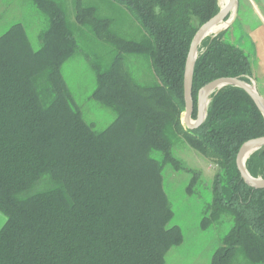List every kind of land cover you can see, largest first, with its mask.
<instances>
[{"label":"trees","instance_id":"trees-1","mask_svg":"<svg viewBox=\"0 0 264 264\" xmlns=\"http://www.w3.org/2000/svg\"><path fill=\"white\" fill-rule=\"evenodd\" d=\"M118 1L146 35L138 43L118 41V49L147 56L157 83L133 81L120 53L109 69L97 70L93 98L116 114L102 132L83 120L63 79L62 65L77 45L56 3L33 0L49 17L39 51L21 24L0 37V211L6 217L0 264H165L183 236L170 226L163 167L184 169L171 154L182 139L217 162L211 216L234 221L212 264H232L239 251L253 264L264 263V189L246 184L236 165L242 145L264 137L263 113L244 90L227 86L211 96L198 129L182 123L188 52L199 28L220 12L219 0ZM93 14L80 9L78 21L88 24ZM225 33L208 37L199 50L193 118L207 84L251 82L249 57L225 41ZM246 169L264 180V147ZM43 180L50 186L32 193ZM208 224L205 218L202 228Z\"/></svg>","mask_w":264,"mask_h":264},{"label":"rangeland","instance_id":"rangeland-1","mask_svg":"<svg viewBox=\"0 0 264 264\" xmlns=\"http://www.w3.org/2000/svg\"><path fill=\"white\" fill-rule=\"evenodd\" d=\"M49 1L56 3L63 11L65 22L77 45L76 52L62 65L66 87L83 120L92 125L95 131L102 132L115 121L116 114L112 108L93 98L98 87L97 70H107L114 64L121 54L118 41L142 42L146 38L145 32L118 0ZM238 1L236 20L221 33L226 32L225 41L247 54L253 78L263 94L264 30L259 18V14L263 17V8L257 0ZM87 8L94 9L93 21L83 25L77 17L80 9ZM16 24L24 27L31 48L39 51L43 47L41 36L49 27L48 15L33 0H0V37ZM121 56L122 67L133 81L144 86L157 83L147 56L124 53ZM250 85L256 90L252 80ZM183 118L184 114L182 123ZM171 154L182 162L184 169L177 171L166 164L163 167V183L173 212L170 226L180 228L183 241L169 250L165 264H212L215 252L223 246L224 238L234 225L233 218L228 215L216 220L211 216L213 181L220 167L217 162L193 149L185 139L172 146ZM155 157L159 161L162 159L159 153ZM49 186L43 180L33 188L32 193ZM205 218L209 219V224L204 229L202 222ZM5 222L6 217L0 211V230ZM232 264L253 263L239 251Z\"/></svg>","mask_w":264,"mask_h":264},{"label":"water","instance_id":"water-1","mask_svg":"<svg viewBox=\"0 0 264 264\" xmlns=\"http://www.w3.org/2000/svg\"><path fill=\"white\" fill-rule=\"evenodd\" d=\"M264 7V0H257ZM221 8V7H220ZM239 9L238 0H229L225 8H221L220 12L210 19L207 23L202 25L195 34L186 60L185 74H184V95L186 109L184 112L183 125L189 130L198 129L206 120L208 106L211 102V96L227 86H236L244 90L254 101L258 109L264 115V98L253 87L238 78H220L206 86H204L198 93L197 99V116L193 120L195 111V102L193 98V78L195 71V64L199 56V50L202 43L208 37H216L218 34L210 35V33L222 24L228 23L225 29H228L236 20V15ZM264 147V137L249 140L244 143L239 150L236 159V165L242 179L249 186L255 189H264V180L253 178L246 169V162L252 154Z\"/></svg>","mask_w":264,"mask_h":264},{"label":"bare ground","instance_id":"bare-ground-1","mask_svg":"<svg viewBox=\"0 0 264 264\" xmlns=\"http://www.w3.org/2000/svg\"><path fill=\"white\" fill-rule=\"evenodd\" d=\"M228 2H229V0H219V5L221 8H225L227 6ZM227 25H228V23L223 22L222 24H220L219 26L214 28V30L210 33V35L220 33L222 30H224L227 27Z\"/></svg>","mask_w":264,"mask_h":264},{"label":"crops","instance_id":"crops-1","mask_svg":"<svg viewBox=\"0 0 264 264\" xmlns=\"http://www.w3.org/2000/svg\"><path fill=\"white\" fill-rule=\"evenodd\" d=\"M259 18H260V21L263 22V30H264V10H263V17L261 16V14H259ZM251 80L253 81V84H254L256 90L260 93L258 83L254 80L253 74H252ZM261 88H262L263 94L260 93V95L263 96V98H264V63H263V84L261 85Z\"/></svg>","mask_w":264,"mask_h":264},{"label":"flooded vegetation","instance_id":"flooded-vegetation-1","mask_svg":"<svg viewBox=\"0 0 264 264\" xmlns=\"http://www.w3.org/2000/svg\"><path fill=\"white\" fill-rule=\"evenodd\" d=\"M261 5V4H260ZM261 7L263 8V10H264V7L261 5Z\"/></svg>","mask_w":264,"mask_h":264}]
</instances>
